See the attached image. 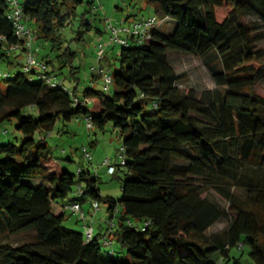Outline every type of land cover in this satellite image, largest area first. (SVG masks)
I'll use <instances>...</instances> for the list:
<instances>
[{"label": "trees", "instance_id": "1", "mask_svg": "<svg viewBox=\"0 0 264 264\" xmlns=\"http://www.w3.org/2000/svg\"><path fill=\"white\" fill-rule=\"evenodd\" d=\"M21 2L25 21L38 27L35 37L61 51V66L71 64L78 52L63 47L60 30L84 0ZM86 2L78 40L94 27L86 17L94 3ZM147 2L174 27L155 24L141 42L120 44L111 92L85 87L79 95L77 86H51L36 70L5 79L0 123L15 120L22 136L17 143L0 140V235L26 240L0 241V264H244L231 254L244 245L252 264H264V95L255 90L264 75V0ZM9 10V1L0 0V60L13 63L9 48L20 39ZM169 49L217 60L215 88H180L186 76L170 63ZM93 98L95 110L88 106ZM86 116L98 129L111 123L124 137L125 163L112 174L124 173L119 198L102 195L88 168H56L47 135L58 120ZM86 199L108 203L110 227L90 240L85 230L64 225V203L60 211L53 205ZM222 218L227 226L207 234ZM105 234L125 253L100 242Z\"/></svg>", "mask_w": 264, "mask_h": 264}, {"label": "rangeland", "instance_id": "2", "mask_svg": "<svg viewBox=\"0 0 264 264\" xmlns=\"http://www.w3.org/2000/svg\"><path fill=\"white\" fill-rule=\"evenodd\" d=\"M23 1V0H21ZM87 0H84L76 8L77 15L70 19L68 24L60 30L63 40V47H70L72 50L78 52L77 57L71 64L65 63L61 66L59 60L63 57L57 54L61 51L51 49V43L48 40L35 37L38 27L35 22L32 24L34 33L33 51L37 59H51L47 62L48 71L55 78L61 81L65 87L73 88L77 86L78 94L81 95L85 87H93L98 91H105L103 89L104 78L99 76L101 67L104 71L113 72L118 66L119 62L117 54L120 48L119 43L111 41L112 26H120L119 22L129 24L132 17L147 19L153 14H156L154 7L147 2V0H93V5L97 6L94 13H87L88 20L93 22L94 27L84 33L81 40L76 39L77 30L80 27V14L88 7ZM159 22L155 25L162 31H172L174 21H164L157 14ZM154 26V27H155ZM96 27L101 30L99 34ZM101 36L102 42L105 44L104 58L96 53L97 38ZM264 47V40L259 43ZM15 55V63H8V61L1 59L0 67L2 73L0 74V88L5 90V79L12 77L16 71L23 69L27 58L23 50L18 49ZM14 55V53H12ZM168 58L174 69L179 74H184L186 77L180 80L177 84L183 90L195 89L200 93L204 89L215 88L216 84L212 77V72L216 67L217 60H203L196 55L176 51L167 50ZM97 74V75H96ZM7 75V76H6ZM255 90L264 95V75L259 79L255 86ZM111 90L106 92H111ZM88 106L95 110L98 107V98H93ZM16 121L11 119L0 123V140H13L17 143V137H21L22 133L15 128ZM123 136L120 134L111 123H108L104 129L88 128L86 121L76 118L63 123L61 120L57 121L54 129L47 135V141L53 148L54 161L57 163L56 168H66L76 173L78 166L88 168L90 172L99 177L98 187L102 195L119 198L122 194V179L124 173L118 171L115 175L109 174L107 171V164L104 163L106 159L112 164H120V149L123 145ZM91 141H94L92 146ZM83 147H87L92 155V159L88 160L83 152ZM70 158V159H69ZM50 163H54L50 161ZM55 164V163H54ZM209 196L217 199L222 205L227 206L226 200L219 196L214 190L206 191ZM75 191L71 194L75 196ZM85 201L89 202V199ZM66 200H57L53 203L54 210L60 211L63 203ZM108 203L101 201L100 208L96 214L88 217V225L94 226V234L97 233V226L99 223L103 224L105 229H108L109 223L106 221ZM107 213V214H106ZM74 214V213H73ZM77 215V214H76ZM76 215H71L69 211L66 213L64 225L84 231L83 221H76ZM103 219V221H102ZM118 218H113L110 223H117ZM107 223H105V222ZM228 224L226 218H222L213 224L207 231V234L218 232L225 228ZM99 227V226H98ZM104 236L99 238L103 242ZM26 240L25 235L9 234L0 235V241L10 242L17 245ZM107 246L102 247L104 254ZM112 247L116 250V254H124L125 251L120 243L113 242ZM249 247L243 246V252L237 247L232 248V255H239L244 264H252L249 255Z\"/></svg>", "mask_w": 264, "mask_h": 264}, {"label": "built area", "instance_id": "3", "mask_svg": "<svg viewBox=\"0 0 264 264\" xmlns=\"http://www.w3.org/2000/svg\"><path fill=\"white\" fill-rule=\"evenodd\" d=\"M10 5V10L8 11V17L12 20L14 27H15V33L19 37L20 41L17 44L11 45L9 48V53H15L18 49H21L26 54V62L23 65V71L26 73H30L34 70L38 72V77L46 80L51 86L60 85L61 81H58V79H55L50 72L48 71V65L47 62L44 60L37 59L35 52L37 49L34 48L33 51V41H34V33L32 26L28 25L25 21L24 12H23V4L21 0H8ZM97 6L93 5L92 10H96ZM159 22V19L157 18L156 14L151 15L147 19L142 18H136L132 21H130L129 24L124 25L123 21L119 22L120 26H112L111 32V41H114L115 43L119 44H128L130 40H135L136 42H141L143 38L147 35L149 29L157 24ZM104 50H105V44L101 40V36L97 38V47H96V53L101 57V59L104 58ZM100 76L104 78V85L103 89L108 91L111 89V86L113 84V77L112 73L108 71H104V68L101 67V69L98 71ZM2 73L1 67H0V74ZM7 76V75H6ZM78 120H81L79 118H76ZM83 120L86 121V125L88 128H94V123L92 121L91 116H86L83 118ZM83 152L85 157L88 160L92 159V155L89 152L87 147H83ZM124 147L122 146L120 149V157L121 159V165L125 163V157H124ZM105 164H107V171L109 174H113L117 169V164H112L109 162V159H106L104 161ZM77 173L81 171V167L77 168ZM82 191V186L80 184H77L76 186V193H80ZM92 209L94 212H97L100 208V203L98 201L90 200ZM65 209H67L70 213H75L78 215V217L85 219L86 213L81 207V202L78 200L74 201H67L64 203ZM111 226H114L115 223H110ZM85 228V236L86 240H90L94 236V227L92 225H88L87 223H84ZM103 244L110 246L113 242L112 238L108 234L103 235Z\"/></svg>", "mask_w": 264, "mask_h": 264}, {"label": "crops", "instance_id": "4", "mask_svg": "<svg viewBox=\"0 0 264 264\" xmlns=\"http://www.w3.org/2000/svg\"><path fill=\"white\" fill-rule=\"evenodd\" d=\"M137 17H132V19H130L131 21L132 20H134V19H136ZM27 23L28 24H33V22L32 21H27ZM100 34V33H99ZM15 55H17V53L15 52L14 53V55L12 54V59H13V64L15 63V61H18L17 59H15L14 57H15ZM39 60H41V59H39ZM44 61H47V59L45 58V59H43ZM12 63V62H11ZM81 207H82V209L84 210V212L86 213V218H85V223H88L87 221L89 220L88 219V217L90 216V215H95L96 214V212H94L93 211V209H92V205H91V202H90V200H89V202L88 201H85V200H83V201H81ZM107 214V213H106ZM71 215H76L75 213L73 214V213H71ZM107 216V215H106ZM76 221H77V219L79 220V217H78V215H76ZM102 221H103V219H102ZM106 221L108 222V219L106 218ZM105 222V221H104ZM106 223V222H105ZM107 224V223H106ZM99 226V227H98ZM97 226V233H102V232H104L105 231V227H104V225L103 224H101V223H99V225ZM94 227V226H93Z\"/></svg>", "mask_w": 264, "mask_h": 264}]
</instances>
